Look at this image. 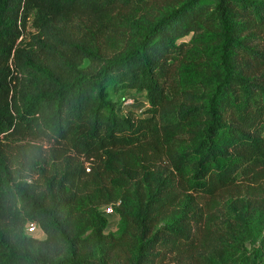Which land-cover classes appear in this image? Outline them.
Returning a JSON list of instances; mask_svg holds the SVG:
<instances>
[{
    "label": "trees",
    "instance_id": "obj_1",
    "mask_svg": "<svg viewBox=\"0 0 264 264\" xmlns=\"http://www.w3.org/2000/svg\"><path fill=\"white\" fill-rule=\"evenodd\" d=\"M0 264H264V0H0Z\"/></svg>",
    "mask_w": 264,
    "mask_h": 264
},
{
    "label": "rangeland",
    "instance_id": "obj_2",
    "mask_svg": "<svg viewBox=\"0 0 264 264\" xmlns=\"http://www.w3.org/2000/svg\"><path fill=\"white\" fill-rule=\"evenodd\" d=\"M36 34H37V29L35 28V25H34V14L32 13L30 15L29 19H28V22H27V27H26V30H25V33H24V39H26V41H28V43H29L30 41H32L33 35H36ZM188 39H189V37L185 38L183 40H188ZM88 65H89V60H87V59L84 60L83 66L87 67ZM111 88H113V87H111ZM129 95H127V98L130 97ZM112 96L116 100H118L121 103H123L126 95L124 96V93L121 92V93L112 94ZM124 105L125 104L123 103L122 104V106L124 107L123 113H125V110H126ZM131 106L135 107L138 111H140L139 113L145 114V111L148 108V101H146L145 99L140 97L139 99H137V101L135 99V103L133 105H131ZM127 109H128V107H127ZM107 231L115 232L118 235L122 232L120 216L118 215V213L109 216V225H108ZM38 235H39V237H41L44 234H42V232H41Z\"/></svg>",
    "mask_w": 264,
    "mask_h": 264
},
{
    "label": "built area",
    "instance_id": "obj_3",
    "mask_svg": "<svg viewBox=\"0 0 264 264\" xmlns=\"http://www.w3.org/2000/svg\"><path fill=\"white\" fill-rule=\"evenodd\" d=\"M123 103L125 104L124 106H131V105H133L135 103V99L133 97H131V96L128 97V98L126 97V99L124 100ZM101 211L104 214L108 215V216H111V215H114V214L117 213L116 210H115V206H114L113 203L104 205L103 208L101 209ZM27 231L29 233H31V234L36 235V236L42 232L40 226L38 224H36V223H30L27 226Z\"/></svg>",
    "mask_w": 264,
    "mask_h": 264
}]
</instances>
